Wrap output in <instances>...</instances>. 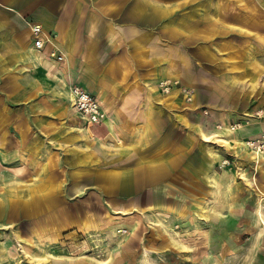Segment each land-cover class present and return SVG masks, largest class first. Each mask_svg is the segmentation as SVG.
Wrapping results in <instances>:
<instances>
[{
	"label": "crops",
	"instance_id": "crops-1",
	"mask_svg": "<svg viewBox=\"0 0 264 264\" xmlns=\"http://www.w3.org/2000/svg\"><path fill=\"white\" fill-rule=\"evenodd\" d=\"M34 24L50 38L42 49ZM231 58L264 79V0H0V210L37 201L49 217L46 205L100 191L113 212L159 211L162 188L179 180L177 139L158 126L178 111L159 82L228 102L231 72L205 60ZM69 79L107 99L112 119L91 138L80 131L90 124L65 110Z\"/></svg>",
	"mask_w": 264,
	"mask_h": 264
},
{
	"label": "rangeland",
	"instance_id": "rangeland-1",
	"mask_svg": "<svg viewBox=\"0 0 264 264\" xmlns=\"http://www.w3.org/2000/svg\"><path fill=\"white\" fill-rule=\"evenodd\" d=\"M208 63L217 72H231L235 85L230 89L231 101L214 104L205 100V105L193 87L169 79L159 82V86L167 81L181 86L176 122L158 125L162 131L172 129L177 139L179 179L177 186L162 188L164 205L159 211L113 212L99 191L95 196L46 205L49 217H45L37 201L27 205L12 199V204L0 210V264H264V201L259 203L256 185L245 179L253 174V164L248 157L237 158L221 142L206 141L199 126L205 117L208 122L201 125L219 126L223 116L251 112L259 119L253 125L258 129L256 138H262L264 79L239 58L205 60ZM256 85L261 86L257 89ZM174 87L165 91L162 86V93L170 94ZM182 88L193 91L191 100ZM192 103L196 109L187 106ZM216 153L221 164L213 162ZM256 176L264 186V162ZM12 190L21 199L29 191L26 187ZM108 215L115 221L120 217L135 221L133 225L117 224L123 230L118 233L124 241L120 246L108 237L104 224ZM89 221L101 223L103 229L84 231L82 226ZM36 231L43 234L42 239ZM109 254L112 260L117 258L113 263Z\"/></svg>",
	"mask_w": 264,
	"mask_h": 264
},
{
	"label": "bare ground",
	"instance_id": "bare-ground-1",
	"mask_svg": "<svg viewBox=\"0 0 264 264\" xmlns=\"http://www.w3.org/2000/svg\"><path fill=\"white\" fill-rule=\"evenodd\" d=\"M43 31H44V29H43ZM51 42H52V40H51ZM40 58H41V56L39 55V53L37 51H33V62L38 63L40 61ZM261 85H262V89H264V86H263L264 84H261ZM261 85H256L255 88L258 89ZM178 91L179 90L176 89V90H173L170 94L166 95V98L170 99V101L175 102L176 105L178 103H181L180 99L178 98ZM60 94L66 99V104H65L66 112L70 111V109H73L74 98H73L69 88L67 87L66 91L61 92ZM260 97L262 98V100L264 99V95H261ZM98 98H99L98 100L101 103V105L103 104L107 108L109 107V105L107 104V99L102 92L98 94ZM191 106L193 107L194 103H192ZM196 108L197 107H193V109H196ZM104 110L107 112L106 109H104ZM229 117L230 116H223V117L219 118V121L221 122V124L219 126H213V124L211 126L201 125L204 122H208L207 118L205 117V119L199 124V126L201 127L202 135L206 138V141H209L210 143L212 141H216V142H221V143L225 144L227 146V148L230 149L234 153V155L237 156V158L241 159L242 157H248L250 159L251 163L253 164V174H251L250 178L248 176H245V179H247L248 182L254 183L256 185L257 190L259 191V195H260L259 203H261V205H262V203L264 201V186L258 184V182H257L258 179H257L256 174L259 171L260 166L264 162V151L261 152L260 150L256 151L254 149H251V147L254 146L255 141H257L256 139H258V138H256L258 135V132L256 133V131H258V129L255 130V127L253 125H254L255 121H257L259 119L255 118L251 112H245L244 114L239 115V117L242 119V123H241V126L239 127V129L233 130L231 127V124L228 121ZM108 119H110V121H111L112 114H109L107 112L106 119H104L100 123V125H101L100 129L101 130L104 131V124L103 123H105V121H107ZM255 119H257V120H255ZM97 125H91V124L87 125L85 128H81L80 131L82 133H85L87 138H91V137L95 136V129H94L95 127L94 126H97ZM112 126L115 127V124L113 121H112ZM144 127H145L146 133H148V135H152V133L156 129L157 125H155L153 123H147L144 125ZM248 138H250V139L247 140ZM207 139H211V140H207ZM214 156L215 157L213 159V162L215 164H221L220 155H217V153H216V155H214ZM242 175H244V174H242ZM213 180H214V182L216 181L215 179H213ZM261 216H262V213H261ZM119 219H120L119 221H115L113 218H111V215L110 216L108 215L104 224L107 223V227H108L107 234H108L109 239L118 243L120 246L124 241H123V236L118 235V233L122 232L123 230L119 229V227H117V224L123 225V224L130 223V225H133V223H135V221L134 222L133 221L128 222L126 217H120ZM158 220H159V222H162L160 219H158ZM262 222L264 224L263 216H262ZM167 226L177 236H180V233L177 230H175V228H173L169 224H167ZM82 229L86 232H90L91 230L99 231L100 229H103V227H102V224L99 222L93 223L92 221H89V223L82 226ZM35 235L39 239H42V237H43V234L41 232H38V231L35 232ZM109 252H110V250H109ZM108 257H109V259L111 258L110 260L112 263L117 259V258H114L112 260L113 257L111 254H109Z\"/></svg>",
	"mask_w": 264,
	"mask_h": 264
},
{
	"label": "built area",
	"instance_id": "built-area-1",
	"mask_svg": "<svg viewBox=\"0 0 264 264\" xmlns=\"http://www.w3.org/2000/svg\"><path fill=\"white\" fill-rule=\"evenodd\" d=\"M32 33L34 36V46L37 49H42L46 42L49 41V36L47 33L43 31V28L39 24H34L32 26ZM53 57H56L58 61L65 62V54L57 47L51 52ZM174 83L167 81L163 83L164 90L169 91L173 86H176ZM166 85V87H165ZM68 88L74 98V106L73 110L76 114H78L87 124H99L104 119H106L107 112L102 107L101 103L97 99V97L87 90H85L78 82L69 79ZM182 92L185 93L188 100H191L193 97V91L191 89L182 88ZM264 113V107L262 108ZM262 113V114H263ZM260 115V112H257ZM231 125L233 130L238 129L241 126V120L235 121ZM254 146L251 148L256 151H262L264 149V134L262 138L256 139Z\"/></svg>",
	"mask_w": 264,
	"mask_h": 264
}]
</instances>
